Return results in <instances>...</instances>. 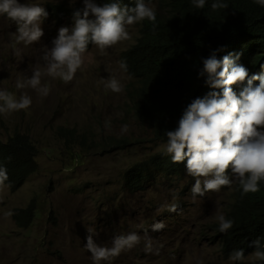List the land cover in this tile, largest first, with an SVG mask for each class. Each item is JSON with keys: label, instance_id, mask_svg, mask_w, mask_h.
<instances>
[{"label": "rangeland", "instance_id": "obj_1", "mask_svg": "<svg viewBox=\"0 0 264 264\" xmlns=\"http://www.w3.org/2000/svg\"><path fill=\"white\" fill-rule=\"evenodd\" d=\"M162 1L150 4L155 12L166 14ZM19 2L45 7L48 16L41 18L40 41L27 45L16 42V23L0 14V90L32 98L28 109L0 113V140L6 142L16 133L30 136L38 148V172L14 193L0 184V264H95L85 247L89 227L101 245L111 246L115 236L129 232L142 237L132 249L100 264H233L223 256L210 228L219 224L214 218L217 205L226 216L233 184L195 200L190 192L195 180L187 173L171 181L172 186L159 181L135 195L125 189L130 169L166 152V144L154 140L149 126L132 115L126 95L131 79L119 67L122 54L136 44L143 21L128 26L129 38L116 45L101 50L90 43L71 82L42 76V84L50 89L44 97L31 87L18 88L17 82L36 69L43 72L45 47L52 46L61 27L73 26L71 14L54 15L55 6L74 10L83 8V2ZM110 76L120 80V93L101 83ZM106 121L110 127H105ZM125 124L129 131L122 133ZM31 203L36 208L34 221L21 228L14 214ZM171 204L176 212L168 211ZM157 221L165 228L153 232ZM145 232L152 238V252L145 251ZM262 262L249 255L236 264Z\"/></svg>", "mask_w": 264, "mask_h": 264}, {"label": "clouds", "instance_id": "obj_2", "mask_svg": "<svg viewBox=\"0 0 264 264\" xmlns=\"http://www.w3.org/2000/svg\"><path fill=\"white\" fill-rule=\"evenodd\" d=\"M82 2L83 8L73 13V26L61 27L52 46L45 47L42 56L44 71L34 70L24 82H17L18 88L31 87L38 95L46 97L50 89L47 84H42V76L71 82L83 65L84 53L90 43L103 50L128 39V26L145 19L156 21L155 9L145 0H135L134 7L122 5L121 0H107L103 5L95 0ZM255 2L264 7V0ZM192 3L195 8L203 9L206 0H192ZM224 8L227 4L221 0H214L211 4L213 11ZM0 14H6L16 23L17 31L13 35L17 43L31 45L44 35L41 18L48 16L45 7L19 0H0ZM217 51L203 59L199 73L200 77L206 78L205 83L211 90L192 100L183 111L178 126L164 133L167 137L166 153L173 163L186 161L187 175L195 180L190 189L193 200L234 182L239 183L243 193H255L259 191V182L264 180V75L249 76L247 68L238 63L239 54L229 53L218 58ZM119 67L127 72L126 61H119ZM101 83L115 93L123 90L115 76L102 79ZM234 86H240L239 93L234 91ZM31 104L32 98L27 94L17 98L9 91L0 90V113L25 110ZM105 127H110V121L105 122ZM128 131L127 124L121 127L122 133ZM7 179V169L0 167V184ZM167 208L170 212L177 210L175 204L167 205ZM214 218L219 222L221 233H227L233 227L234 222L219 212L218 205ZM164 228L165 224L157 221L151 231ZM86 231L85 247L95 264L132 249L142 239L138 233L129 232L115 236L108 246L96 242L93 228ZM143 240L145 251L152 252L153 241L147 232ZM250 247L255 249L250 256L264 260L260 239L253 240ZM244 257V250L237 249L229 259L236 264Z\"/></svg>", "mask_w": 264, "mask_h": 264}, {"label": "trees", "instance_id": "obj_3", "mask_svg": "<svg viewBox=\"0 0 264 264\" xmlns=\"http://www.w3.org/2000/svg\"><path fill=\"white\" fill-rule=\"evenodd\" d=\"M96 1L100 5L107 2ZM213 2L206 0L205 7L198 9L192 0H163L161 5L167 13L156 12L155 22L143 20L136 44L122 54L121 60L128 66L125 73L131 79L126 87L129 109L149 126L158 142L166 144L165 131L174 130L187 105L211 90L199 73L203 59L213 51L222 49L217 51L218 58L239 54L238 63L247 68L249 76L264 75V7L255 0H221L227 8L213 11ZM121 3L135 6V0ZM75 10L60 5L53 12L59 18L73 16ZM234 91L239 93L240 86H234ZM37 157L38 148L26 134L16 133L6 142L0 140V167L7 169L8 176L3 184L11 192L18 191L38 172ZM186 173V161L173 163L164 152L130 169L125 175V189L135 195L159 181L172 186L171 181L182 180ZM232 184L234 197L225 218L234 222L233 227L227 233L219 231V224L210 227L227 259L237 249L249 256L256 239L264 250V180L255 193H243L238 182ZM35 213L31 203L27 209L17 210L14 220L19 227L28 228Z\"/></svg>", "mask_w": 264, "mask_h": 264}]
</instances>
